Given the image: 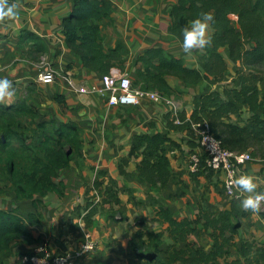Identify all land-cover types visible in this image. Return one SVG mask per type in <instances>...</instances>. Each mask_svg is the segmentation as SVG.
I'll list each match as a JSON object with an SVG mask.
<instances>
[{
    "label": "crops",
    "instance_id": "1",
    "mask_svg": "<svg viewBox=\"0 0 264 264\" xmlns=\"http://www.w3.org/2000/svg\"><path fill=\"white\" fill-rule=\"evenodd\" d=\"M74 1L9 0L17 4L18 15L12 21H0V77L8 76L16 88L15 95L0 105L25 103L34 113L30 122L37 133L36 140L24 134L26 145L21 141L11 143L13 149L21 152L27 148L28 162L34 153L43 157L37 147L40 140L68 123L79 128L81 139L70 149L69 164L58 170L60 192L20 198L0 163V209L16 210L26 219L30 233L29 238L12 242L0 255V264H26L23 256L43 244L54 254L75 251L87 239L94 242L95 248L76 264H151L142 256L131 255L134 242L141 239L137 233L147 242L159 234L161 247H183L186 241L212 247L203 222L192 225L193 231L185 241H175L168 224L157 215L161 207L169 209L178 220L195 219L200 208L215 214L233 210V220L240 227L231 248L232 258L243 257L244 241L264 246V210L244 211L241 200L248 193L240 199L230 197L224 188V171H193L189 164L191 151L202 153L189 121L197 101L205 93L238 85L240 62L232 58L229 46L219 47L227 67L217 77L207 71L212 39L205 49L188 55L181 47L183 36L171 30V11L178 0H110L109 15L99 22L103 25V45L107 53L118 45L122 52L106 59L107 65L127 71L134 87L164 92L171 100L143 98L136 105L110 106L99 91L80 92L60 76L50 83L40 80L52 66L71 77L77 86L103 85L107 72L86 66L63 33L64 19L71 14ZM210 32L213 37L212 25ZM156 49L181 59L185 67L202 77L185 78L159 69V58L152 54ZM243 110L231 121L246 122L251 112L247 107ZM158 133L169 138L165 149L170 176L164 186L155 174L151 178L140 175L138 165L143 154L132 152L135 136ZM234 151L252 154L253 159L244 164L240 176L252 175L257 191L264 192V140L247 150ZM150 249H156V245L152 243Z\"/></svg>",
    "mask_w": 264,
    "mask_h": 264
},
{
    "label": "trees",
    "instance_id": "2",
    "mask_svg": "<svg viewBox=\"0 0 264 264\" xmlns=\"http://www.w3.org/2000/svg\"><path fill=\"white\" fill-rule=\"evenodd\" d=\"M110 9V0H75L72 12L64 19L63 25L68 44L81 55L83 63L107 73L111 64L107 65L105 60L118 57L122 52L118 45L107 53L103 45V25L99 22L108 17ZM201 11H209L214 16L207 71L216 73L217 77L223 75L227 65L219 47L224 45L229 46L232 58L240 65L237 67L238 85H227L222 91L203 94L195 105L191 120L207 119L226 147L244 151L264 140V0H254L252 4L246 0H178L171 11V30L182 35L184 26ZM152 54L159 58L158 67L161 70L173 71L185 78L194 75L196 80L202 77L198 71L185 67L181 59L168 56L160 49L153 50ZM244 107L251 112L246 122L231 121L233 115L243 113ZM33 114L23 102L6 107L0 105V118L5 116L7 125L0 136V163H3L20 198L50 191L60 192V182L56 180L58 170L69 164L71 147L81 141L76 125L63 124L55 129L53 135H45L40 140L37 147L43 157L34 153L28 162L27 148L16 152L11 139L16 136L26 145L25 135L13 125L16 122L20 128L23 117L31 120ZM168 139L161 133L137 135L132 145L134 154H143L138 165L140 175L151 178L150 175L155 174L161 186L170 176V161L165 149ZM204 164L202 156L199 170L206 168ZM95 186L99 187L100 183L96 182ZM109 189L112 190L111 187ZM157 215L168 224L169 234L175 241H185L193 231L192 225L203 222L209 230L212 247L207 249L193 241H186L183 247L176 244L161 247L159 234L147 242L137 233L136 236L141 239L134 242L132 256H142L151 264H264V246L257 247L250 241L242 243L243 257L232 258L231 248L236 244L240 227L239 222L233 220V210L215 214L200 208L195 219L178 220L169 209L161 207ZM29 237L27 221L21 214L16 210L0 209V255L10 248L12 242ZM152 243L156 245L154 250L150 249ZM135 247L144 250L137 252Z\"/></svg>",
    "mask_w": 264,
    "mask_h": 264
},
{
    "label": "built area",
    "instance_id": "3",
    "mask_svg": "<svg viewBox=\"0 0 264 264\" xmlns=\"http://www.w3.org/2000/svg\"><path fill=\"white\" fill-rule=\"evenodd\" d=\"M45 62L46 59H44L43 63ZM57 76L66 79L70 87L80 92L89 90L99 91L105 96L110 106L136 105L143 98H149L154 101L161 99L171 101L157 90L134 87L129 73L118 68H111L108 73L103 75L102 86H77L71 77L66 76L52 66L41 74L40 80L44 83H50ZM174 110L175 113L178 112L176 107ZM189 121L198 137L202 150V153L193 151L188 155L191 170H199L202 156H204V165L206 168L224 171V188L226 193L234 199L244 197L245 192L236 186L235 180L240 176L244 164L253 159L252 154L250 152L234 151L226 147L222 140L214 134L212 126L207 119L200 121L190 119ZM178 122H180L179 119ZM94 248V242L87 239L78 250L68 251L64 254H54L48 249L46 244H43L35 252L25 254L23 260L29 264H76L77 259L94 250Z\"/></svg>",
    "mask_w": 264,
    "mask_h": 264
},
{
    "label": "clouds",
    "instance_id": "4",
    "mask_svg": "<svg viewBox=\"0 0 264 264\" xmlns=\"http://www.w3.org/2000/svg\"><path fill=\"white\" fill-rule=\"evenodd\" d=\"M18 15L17 4L9 0H0V21H12ZM214 16L209 11H201L182 29V50L191 55L195 50L205 49L211 42L210 32ZM16 92L14 81L8 76L0 77V103H7ZM235 184L243 192L248 193L241 200L244 211L256 213L264 210V192L257 191L258 184L252 175H241Z\"/></svg>",
    "mask_w": 264,
    "mask_h": 264
},
{
    "label": "rangeland",
    "instance_id": "5",
    "mask_svg": "<svg viewBox=\"0 0 264 264\" xmlns=\"http://www.w3.org/2000/svg\"><path fill=\"white\" fill-rule=\"evenodd\" d=\"M249 4H252L254 2V0H246ZM21 121V120H19ZM31 120H29L28 118L26 117H23L22 121H21V126L20 128L18 127V125L16 124V122L14 123V127L20 131V132H23L22 134L24 135H27V137H31L33 140H36L37 139V133H36V130L35 128L33 127V125L31 124L30 122ZM6 117L3 116V118H0V136L3 135L5 129H6ZM8 126H10L8 124ZM12 139L14 141H11L12 144H18V142H20V140L16 137V136H13Z\"/></svg>",
    "mask_w": 264,
    "mask_h": 264
},
{
    "label": "water",
    "instance_id": "6",
    "mask_svg": "<svg viewBox=\"0 0 264 264\" xmlns=\"http://www.w3.org/2000/svg\"><path fill=\"white\" fill-rule=\"evenodd\" d=\"M71 152V151H70Z\"/></svg>",
    "mask_w": 264,
    "mask_h": 264
}]
</instances>
